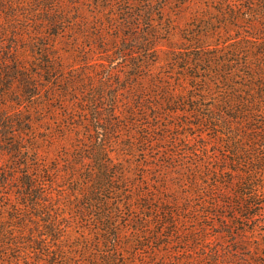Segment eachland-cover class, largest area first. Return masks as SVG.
I'll return each mask as SVG.
<instances>
[{"label": "trees", "instance_id": "16d2710c", "mask_svg": "<svg viewBox=\"0 0 264 264\" xmlns=\"http://www.w3.org/2000/svg\"><path fill=\"white\" fill-rule=\"evenodd\" d=\"M0 264H264V0H0Z\"/></svg>", "mask_w": 264, "mask_h": 264}, {"label": "rangeland", "instance_id": "374dc122", "mask_svg": "<svg viewBox=\"0 0 264 264\" xmlns=\"http://www.w3.org/2000/svg\"><path fill=\"white\" fill-rule=\"evenodd\" d=\"M111 1H113V0H111ZM84 8L91 9L90 4H85ZM106 12H107L106 10L103 11V17L106 16ZM88 13H90L89 10H88ZM89 18H91V20H93V21H96V19H97V17H95V16L93 17L92 15H90ZM97 20H99V19H97ZM178 25H180V24H178ZM78 28H79L78 29V32H79L78 43H79V45L77 46V48H75L74 52H71L69 50V47H70L69 44L70 43L68 41L67 35L65 37L61 38V40L58 41V43H56L57 47H59L60 50L65 53V55L68 57V60L72 61L74 63V65L80 66L81 69L86 72L87 79L91 83H94L95 85H99L104 80V78L106 76H108L107 69H112L113 72L111 73V75L108 79H112L113 84H115L117 88L122 89L124 87V84H125V74H126V69L124 67V63L127 60L131 61L132 56L129 54L128 58H126L125 55H122L121 53L116 51L112 56H108V58L106 60H104V58L106 57V54L104 52H102L101 49L99 48L100 47L99 41L95 40L94 38L91 39V38L86 37L84 35L86 32H84L82 30V27L78 26ZM176 31L178 33L176 32L177 34H175V36L173 37L175 42H177V40H179L181 38V33H183L182 27L178 26L176 28ZM95 33H96V31L94 29H90L89 34H87V35L94 37ZM125 33L126 32L124 30H122L119 33H116L115 31L108 32V33L104 32V35L107 36L106 38L110 39V41H111V39H113L112 37L117 35L118 38L114 39L112 41V45H114L116 43L117 47L120 48V46L124 45L125 43H127V45H131L133 43V42H131V40H129L128 42L125 40L123 43H120V42H122V39H124ZM174 43H173V45H175ZM113 48H114V46H113ZM66 53H68V54H66ZM128 53H131V51H129ZM161 70L164 71V73L167 76H169L171 79H175V83H176L177 79H179V77H180V75L178 74L179 72H181L180 68L175 69V68H170V67L166 66V67H162ZM174 85H177V84H174ZM166 107H168V105ZM169 107H174V105H169ZM180 107H182V106H180ZM59 115H60V112H59ZM49 117L51 119L57 118V116H52V115H50ZM165 117H166V119H169L171 122H174V123H177V121H180V118H182V119L187 118L186 115L177 114V113L174 114L172 117H169V116H165ZM191 119H193V118H191ZM60 120H61V122L64 121V119H60ZM192 121H194V120H192ZM143 129L144 128H141L140 126H136V125L134 126L133 125L131 130L133 132H135L134 137L136 138V137H138V134L143 131ZM173 131L175 132V134L178 132H184V128L183 129L175 128ZM193 131H194V129L191 130V132H193ZM128 132H129V130L127 131V133ZM122 137H123V135H118L117 139H120ZM191 138L193 139L195 137L191 136ZM139 147H141V146H139ZM50 153L52 154L51 156H54L55 154L59 155V159L57 161L53 160V158H51V162L55 165H60V169H63V164H64L65 158L62 156V152L58 151V149H53V150H50ZM180 153H182V155H184L183 152H180ZM179 159H181V157L174 158L173 164L178 163L180 161ZM188 160L190 161V158H188ZM174 171L175 172H180V171L182 172L184 170L181 167L180 169L175 168ZM64 181H65V183L68 182V180H66V179ZM222 210L226 211L225 213L227 215H230V213H231L230 210H225L223 208H222ZM261 219H263V218H261ZM211 221H213V220L211 219ZM216 221H217V226H214L211 229L212 234L216 233L218 230H223V231L227 232L224 235L225 240H231L236 235H238L239 237L242 236L243 233L239 229V227H241V225L238 224L236 221L231 223L232 228L230 229L231 232H229V233H228V230H229L228 227L220 226L221 222H220L219 218H216ZM209 223H212V222H209ZM164 233H167V231H164Z\"/></svg>", "mask_w": 264, "mask_h": 264}]
</instances>
